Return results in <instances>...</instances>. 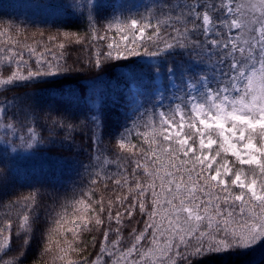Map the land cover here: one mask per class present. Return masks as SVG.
Returning a JSON list of instances; mask_svg holds the SVG:
<instances>
[{"label": "snow or ice", "instance_id": "1", "mask_svg": "<svg viewBox=\"0 0 264 264\" xmlns=\"http://www.w3.org/2000/svg\"><path fill=\"white\" fill-rule=\"evenodd\" d=\"M65 7L86 24L83 36L58 30L46 41L21 40L0 21V181L4 169L15 174L21 152L36 157L39 145L52 143L42 135L47 127L49 136L63 133L68 152L76 133L87 138L88 182L45 195L44 184L60 183L54 172L0 200L8 210L0 216V264H25L33 244L53 264L209 257L228 264L233 252L257 250L264 259V0H68ZM84 43L89 56L76 68L66 53ZM108 67L127 70L116 127L87 87L79 104L35 102L38 92L79 81L74 74ZM39 159L41 176L47 167L61 178L81 163ZM137 214L143 226L125 236ZM92 232L100 238L93 236L89 258L80 245Z\"/></svg>", "mask_w": 264, "mask_h": 264}, {"label": "trees", "instance_id": "2", "mask_svg": "<svg viewBox=\"0 0 264 264\" xmlns=\"http://www.w3.org/2000/svg\"><path fill=\"white\" fill-rule=\"evenodd\" d=\"M142 0H128V3L139 5ZM68 0H0V21L11 23L14 25V31L21 33L19 39L21 40H47L50 34H55L59 31L78 32L83 36L87 30L86 24L80 21H76L75 17L68 15V9L65 5ZM111 10H109L110 12ZM76 21L75 23H72ZM68 24L66 27L65 24ZM43 33V36H41ZM90 45L88 43L76 45H69L66 57L70 56L68 62L73 64L74 67H80L81 63L85 62L89 56ZM127 72L126 69H114L108 67L103 72H84L77 73L74 76L79 75V81H73L70 84L54 85L50 88L38 92L35 94V102L38 105H47L52 101H68L71 100L73 104L82 103L80 99L81 87H87L88 95L90 99L94 98L97 104L103 101V110L106 111L113 126L116 127L122 123V115L125 108L122 106L121 97L126 91V82L122 74ZM94 77L98 79L91 80ZM72 90V95H68V89ZM24 91L31 93L34 89H25ZM7 96L11 97L14 93H7ZM3 99V97H0ZM98 109H93L96 111ZM54 115V114H53ZM41 123L45 121L42 119ZM42 135L46 140H51L52 143H46L39 145L40 149L36 157L27 158L26 154L21 152L20 156L12 161L15 169V174L10 175L7 169H4V178L0 181V200L4 204L8 202L10 198H15V195L20 193H27L31 190V186H39L38 181H42L44 178L53 180V173L55 172V179L60 180V183L54 189L51 184H44L41 187V191L47 195L48 193L56 190L64 195L70 193L74 186H82L87 184L88 178L84 173L83 164L88 163L89 156V141L84 137L83 133H76L75 146L72 152L62 150L60 147L62 135L54 134L49 136V129L43 128ZM107 139V138H106ZM47 154L48 156H63L68 161L81 162L79 166L74 169H70L64 173L61 178V173L55 169L45 168V176L40 175V169L42 162L39 159V155ZM61 178V179H60ZM14 194V195H13ZM107 193H97L99 195ZM50 199V198H49ZM8 210L0 207V216L4 215ZM141 217L139 214L131 221L129 226L125 229V236L128 231H131L133 227L141 228L143 225L140 223ZM93 236H96L97 240L100 238V234L96 232L84 233L82 237V243L80 245L83 249V255L89 258L94 256L97 248L94 247ZM42 244H33L31 251L27 253L25 257V264H53L50 256H44ZM232 259L228 264H264V259L261 258L259 251L252 252L251 254L241 255L240 251H236L230 254ZM58 264V262H57ZM204 264H219V262L212 257L206 258Z\"/></svg>", "mask_w": 264, "mask_h": 264}]
</instances>
